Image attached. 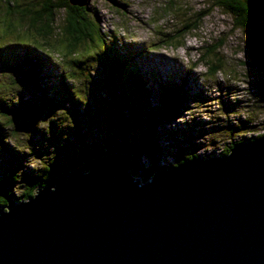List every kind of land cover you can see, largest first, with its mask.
Instances as JSON below:
<instances>
[{
  "label": "rangeland",
  "instance_id": "obj_1",
  "mask_svg": "<svg viewBox=\"0 0 264 264\" xmlns=\"http://www.w3.org/2000/svg\"><path fill=\"white\" fill-rule=\"evenodd\" d=\"M16 1L22 7L21 3L28 0ZM32 1L33 10L38 11L41 1L45 0ZM211 2L87 0L86 14L90 20L97 18L101 32L106 34L105 43L100 44V48L94 44L78 46L75 49L77 56L67 58L77 61V67L69 66L70 72L68 65L63 63L59 54L62 48L57 43L62 38L61 10L55 12L49 39L56 48L49 50L47 55L32 51L42 64L36 67L37 74L27 72L24 63L29 50L27 46L11 41L0 47V98L4 104L34 102L42 108L37 126H31L29 132L15 128L18 120L0 116V129L7 137L5 145L19 151L23 169L38 170L49 162H57L60 168L81 164L78 132L84 136L86 145L97 144L105 152L110 148H124L125 139L133 143L138 136L150 138L153 130L157 141L154 154L148 143L137 158L143 171L174 165L177 146L185 155L208 158L220 155L233 142L262 135L264 92L258 89V83L264 80V60L257 47L254 46L255 51L252 49L250 32L232 31L235 19L215 7L203 18L195 33L181 39L180 47H174V40L164 42L162 37L174 33L191 17L208 11ZM252 2L258 5L262 0ZM6 8L0 0V18ZM17 19V15L13 16L14 24L8 30L15 29ZM8 22L7 17L0 19V38ZM28 24L29 20L23 21L20 29L27 28ZM259 26L264 28V18L259 20ZM221 39L224 45L216 54L221 58V69L209 77L199 56L206 49L215 48ZM260 43L264 48V38ZM110 44L113 45L111 48ZM113 52L119 59L124 77L130 68L138 70L139 79L144 83L142 91L125 88L121 76L111 71ZM253 54L260 60L256 68L250 66L255 61ZM181 80L183 105L160 126H154L149 117L157 113L162 99L158 87L178 86ZM67 89L72 91V99H77L74 108L68 102ZM159 118L158 115L156 120ZM146 123L151 126L148 132L144 128ZM122 124L130 125L132 129L125 138ZM143 131L146 136L141 134ZM32 149L40 151L38 158L30 156ZM17 167L6 149L0 146V178H11L10 173L14 171L12 178L15 180L11 186L14 196H19L23 188Z\"/></svg>",
  "mask_w": 264,
  "mask_h": 264
},
{
  "label": "water",
  "instance_id": "obj_2",
  "mask_svg": "<svg viewBox=\"0 0 264 264\" xmlns=\"http://www.w3.org/2000/svg\"><path fill=\"white\" fill-rule=\"evenodd\" d=\"M129 164L98 156L27 200L8 198L0 264H264V133L226 155L156 168L146 182Z\"/></svg>",
  "mask_w": 264,
  "mask_h": 264
},
{
  "label": "trees",
  "instance_id": "obj_3",
  "mask_svg": "<svg viewBox=\"0 0 264 264\" xmlns=\"http://www.w3.org/2000/svg\"><path fill=\"white\" fill-rule=\"evenodd\" d=\"M1 1H3L7 7L6 12L2 14L1 18L6 19L7 17L9 22L8 25H6V30L1 35L0 47L5 46L11 41L19 43L23 46H27L29 50L25 55L26 57H24V63L28 67L27 72L29 73L34 72V74H37L38 70L36 69V67L42 66L41 62L37 61L38 55L34 53L32 54V51H38L47 55L49 54L47 53L49 50L56 48L52 45V42L49 40L53 32V21L55 19L56 11H63V25H61L60 27V34L62 35V38H60L57 43H59V47L62 48L59 54L62 56L63 63L68 65V68L69 66L77 67L76 59L67 58L70 56H77V53H75V49L78 46L83 44H94L98 48H100V44L104 45L105 43L106 34L101 32L96 17H94V19L92 20L88 18V15L86 14V11H88L87 7H72L68 4L67 0H45L41 1V8L37 11L33 10L32 8V0L22 2V7H20L16 0H12L11 2L10 0ZM209 6L210 8L208 9V11H203L202 13L191 17L189 21L181 23V27L176 29L174 33L163 34L162 37L165 38L164 42L169 43L174 40V47H180L181 39H185L187 35L195 33L199 29V24L203 20V18L208 16L211 11L216 7L220 8L224 14L232 16V18L235 19V24L232 25V31L238 29L243 33H251L250 35L252 39V46L254 49L255 47H257L259 56L262 57V59L264 60V48L260 43V40L264 38V28H261L259 26V20L264 18V0H262V2L258 5L257 2L256 4H254L252 0H212V2L209 3ZM15 15H17L18 18V24L15 26V29L8 30V28H12V25L14 24V22L12 21L13 16ZM27 20H29V24L28 26H26L27 28L21 30L22 22H25ZM223 45L224 40L221 39L215 45V48L212 47L211 49H206V51L199 56V62H202L206 66V72L209 77L216 75L221 69L222 61L221 58L216 56V54L217 51L222 48ZM112 46L113 45L110 44V48ZM112 54L115 55L114 52ZM112 61V63L114 64L111 68V71L114 72L115 75L121 76L120 81L122 82V85L125 88L133 89L135 91H142L144 89V83L142 82V80L139 79V73L135 67L130 68V70L125 73V75L127 76L124 77L123 71H120L121 65H119V59L116 58V55L114 60L112 59ZM257 65L259 64L257 63ZM251 67L253 68L255 66L251 65ZM68 71L70 72V68L68 69ZM158 88L162 97L160 105L159 107H157L158 114L155 112L152 114V116L149 117V121L154 126H160L166 118L171 117L170 115H172L173 112L179 110L183 105V102L181 101L182 95L184 94V85H182V80L180 81L178 86H170L169 84L167 87L165 85H160ZM258 89L261 92H264V80L258 83ZM66 93L68 94L69 98L68 102L74 108V104L76 103L77 99H72V91H70L69 89L66 90ZM125 93L127 95L130 94V92L128 91H126ZM0 106L2 107V109H0V116L7 117V120L8 118L9 120H18L19 124H16L15 126L18 131L22 129L21 122L28 121L31 124L29 125V128L27 130V132H29L31 126H37L38 118L42 113L41 104L37 105L34 102L21 103L13 101V104L5 105L2 98H0ZM158 115L160 116V118L156 120ZM137 125L140 126L139 124ZM122 127L125 128V133H122L125 138L126 134H128L132 129L130 125L122 124ZM144 128L148 132V130L151 129V126L146 123ZM152 131L150 132V138L145 137L144 139L138 136L136 137L135 141H133V143H128V141L125 139L123 140L126 145L124 148H121V146L116 148H110L107 149L105 152H103L102 147L97 144L86 145L83 141L84 136L80 132H78L76 134L79 140L81 150L79 154L82 155L81 164L60 168L57 162H49L44 163V165L41 166V168L38 170L26 171L25 169H23V157L21 154H19V151L5 145V140L7 139V137L4 135V132L1 128L0 146L5 148L6 153L9 155V157L12 158L16 164H18L19 167H17V174H19V177L22 180L23 188L19 196H14L11 191V186L13 185L12 182L15 180L14 178H12L14 177L12 176L14 174V171L10 173V177L12 179L7 177H1L0 197L4 196V198L2 200L0 199V207H5L8 198L13 199L17 203L27 200L32 197V195L34 194V192L37 191V189L46 186L47 182L50 179L55 178L57 176H67L70 171L77 167L85 166V164L93 158L98 156L101 157L103 155L108 154L118 153L129 157L130 174L133 177L140 179L141 182H146L152 177L156 168L143 171L139 166L137 158L139 156V151L146 148L148 146V143L151 148V151L154 154V144L156 146L157 141ZM141 134L146 136L144 131ZM260 136L261 135L252 136L251 138H247L246 141H253ZM241 142L242 141L233 142L227 148L222 150L220 155L228 154L233 145ZM178 150L179 146L176 147L174 152V158L176 159V163L174 165L196 157V155L194 154L185 155L183 152H179ZM32 152L33 153H30V156L34 158L39 157V150L34 151L32 149ZM174 165L165 166L163 168H170ZM159 168L163 169L162 166H159ZM87 170L88 169L85 167L84 171L86 172Z\"/></svg>",
  "mask_w": 264,
  "mask_h": 264
},
{
  "label": "flooded vegetation",
  "instance_id": "obj_4",
  "mask_svg": "<svg viewBox=\"0 0 264 264\" xmlns=\"http://www.w3.org/2000/svg\"><path fill=\"white\" fill-rule=\"evenodd\" d=\"M4 198V196L0 197V199L2 200ZM4 206L0 207V208H3Z\"/></svg>",
  "mask_w": 264,
  "mask_h": 264
},
{
  "label": "bare ground",
  "instance_id": "obj_5",
  "mask_svg": "<svg viewBox=\"0 0 264 264\" xmlns=\"http://www.w3.org/2000/svg\"><path fill=\"white\" fill-rule=\"evenodd\" d=\"M163 169H166V168H163Z\"/></svg>",
  "mask_w": 264,
  "mask_h": 264
},
{
  "label": "clouds",
  "instance_id": "obj_6",
  "mask_svg": "<svg viewBox=\"0 0 264 264\" xmlns=\"http://www.w3.org/2000/svg\"><path fill=\"white\" fill-rule=\"evenodd\" d=\"M209 158V157H208ZM206 159V158H205Z\"/></svg>",
  "mask_w": 264,
  "mask_h": 264
}]
</instances>
